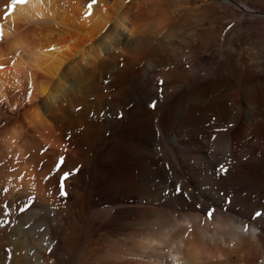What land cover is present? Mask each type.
Returning a JSON list of instances; mask_svg holds the SVG:
<instances>
[{"label":"bare ground","instance_id":"obj_1","mask_svg":"<svg viewBox=\"0 0 264 264\" xmlns=\"http://www.w3.org/2000/svg\"><path fill=\"white\" fill-rule=\"evenodd\" d=\"M90 3L0 0V100L17 90L30 104L0 131L10 204L0 214V264H264V0ZM105 79L118 91L153 90L120 118L104 113L107 126L132 139L158 129L178 158H150L143 139L140 158L73 160L67 183L86 202L77 227L65 229L34 156L48 136L31 134L48 117L82 122L98 111Z\"/></svg>","mask_w":264,"mask_h":264},{"label":"rangeland","instance_id":"obj_2","mask_svg":"<svg viewBox=\"0 0 264 264\" xmlns=\"http://www.w3.org/2000/svg\"><path fill=\"white\" fill-rule=\"evenodd\" d=\"M167 1V0H166ZM167 3V2H166ZM158 5V4H157ZM157 5H155L153 8H155V9H157L156 7H158ZM173 12V11H172ZM170 12V15L173 17L174 15H175V12ZM172 14H174V15H172ZM228 35V34H227ZM227 35H224L223 36V39H226V37H227ZM221 36V35H220ZM1 40L3 39V38H0ZM189 40H184L183 42H182V46L184 47V49H188L187 50V54H188V56L190 55V51H189V46L187 47V46H185V44H186V42H187V44L186 45H189V42H188ZM2 41H0V43H1ZM191 42V41H190ZM153 44H154V42H153ZM187 54H185L184 55V57H187L188 58V56H187ZM191 55H193V54H191ZM186 58V59H187ZM168 70H173L172 69V67H169V69ZM162 78H163V76H161ZM162 78H160V79H162ZM106 80V79H105ZM103 80L102 81V87H103V98H102V100H101V106H100V108H99V110L98 111H94L93 113L92 112H87V115L89 116V114H90V121H89V119H88V116L86 115V117H85V119L84 120H82V122L80 121V122H77V121H75V120H70V118H68V117H64V116H62V115H58V117H57V115L55 116L56 118H54V117H48V121H49V123H52L53 122V124H49L48 123V121H47V123L46 124H44L43 123V125L41 126L42 127V130H41V127L38 129V132H33L31 135L33 136V135H36L37 136V134L38 135H40L41 136V138L43 137H45L46 135L48 136H46L47 137V140H51L52 138V141H54L55 139H56V141H59L60 143H61V141L64 143H59V144H57V145H60V146H57V147H54V145L56 144V141H55V143H54V145H53V147L50 145V142L49 141H47L46 140V138H44L47 142H49V143H47V142H45L44 141V139H43V141L42 142H40V149H41V146H42V144H43V146H42V149L40 150L39 148H37V153L39 154H37V153H35L34 152V156L35 155H37V156H39V157H37L40 161H39V166H40V169H41V171H43V175L44 176H47V177H50L51 178V181L53 182H51L50 181V183L51 184H49V182L47 183V188L48 189H45L46 191L45 192H47V194H45V195H47L46 197V199H48V201L47 200H45V202L49 205V206H51V207H55L57 210H58V216H59V218L61 217L62 219H61V225L62 224H64V225H62L61 227L62 228H70L71 226L73 227V225H74V227H77V223L78 222H80V220H81V214L80 213H78V212H80V210H81V208H82V206L84 205L85 206V202H86V197H85V195L84 194H82V193H80L78 190H76V188L75 187H73L72 185H70V184H68L67 183V181L69 180V175L68 176H66L65 177V174H70L71 172H72V167H70V166H68L69 164H70V162H72L73 160H76V159H80V160H83V161H87V162H90V161H92V160H94V161H97V162H100V161H103L105 158H140L141 156H144L141 152H138L137 153V147H135L136 146V144H137V142L136 141H140V145H142V144H145V143H148V150H149V152H148V156H150V158H176V156H177V158H178V153H177V148H176V145L173 143V142H171V140H170V137H168V135H166L165 133H163V132H159V130L158 129H152L151 128V130L152 131H150L149 132V134H148V136H146L145 138H144V136L143 135H139V136H137V137H135V138H133L132 139V137L130 138V137H127L126 136V134L124 133L125 132V130H123V128L122 127H120V126H117V127H115V128H110L109 126H107V124H106V121H105V119L106 118H104V116L105 117H107L108 115H109V117H111V114L112 115H116L118 118H120L121 116H123V114H125V112L127 111V108H126V106H127V104H128V102L130 103H133V105H135V104H137V102L139 101V100H146L148 103L149 102H151V99H152V91H147V92H145V94H143V93H141V94H137L136 92H133V91H130V86H132V83H129V85L127 86V85H125V89L124 90H122V91H118L117 90V88L118 87H116L115 86V82L116 81H114L115 79H113V81H111L112 79H110V81L109 80ZM163 80V79H162ZM112 88V89H111ZM128 89V90H127ZM48 90H50L49 92H51L52 91V87H50ZM106 90V91H105ZM158 90V91H157ZM16 91L17 90H15L14 92L16 93ZM18 91H20V89L18 90ZM113 93H112V92ZM21 92V91H20ZM107 92V93H106ZM116 92V93H115ZM125 92V94H127L126 95V98L125 99H123L124 98V96H125V94H123ZM129 92H131V93H129ZM155 92L156 93H161V89H159L158 87H156L155 88ZM13 94V91H12V96H11V98H10V101H9V104L7 103V104H5L6 102H4V101H1L0 100V125H1V128H0V131L1 130H3V128L6 126V124L8 125V124H11V123H13L14 121H15V119L20 115V114H22V112H24L29 106H30V104H29V102H26L25 101V98L24 97H22V93H19L18 94V92L16 93V94H18V96L20 95V97H18L19 99H17V95L16 94ZM108 93H110V94H108ZM122 93V94H121ZM121 94V95H120ZM117 95H119V96H117ZM133 95H134V97H133ZM138 95V96H137ZM14 96H15V98H14ZM44 96L45 95H40L39 97H37L36 98V102L37 103H39V101L40 102H42L43 100H44ZM107 96H109V97H107ZM116 96V97H115ZM39 98V99H38ZM122 98V99H121ZM14 99V100H13ZM41 99H42V101H41ZM89 99H91V101H93L94 100V98H91V97H89ZM108 99V100H107ZM115 99V100H114ZM150 99V100H149ZM25 104H27V105H24V104H22V102ZM121 100V101H120ZM19 101V102H18ZM116 101V102H115ZM12 102H14V103H12ZM18 102V103H17ZM118 102H120V103H118ZM23 106H22V105ZM41 104V103H40ZM39 104V105H40ZM118 104V105H117ZM13 106L12 108H10V106ZM18 105V106H17ZM64 105H66V103H64ZM110 105V106H109ZM116 105V106H115ZM9 106V107H8ZM22 106V107H21ZM25 106V107H24ZM106 106H108V107H106ZM111 106H113V107H111ZM10 108V109H9ZM105 108V109H104ZM107 108V109H106ZM119 108V109H118ZM123 108V109H122ZM11 109H13V111L11 110ZM18 109V110H17ZM80 109V108H79ZM78 108H77V110H76V107H74V108H71V111L73 112V113H75V112H77L78 110H79ZM109 109V110H108ZM112 109V110H111ZM118 111H117V110ZM121 110H123V111H121ZM42 111V110H41ZM107 111V112H106ZM16 112V113H15ZM97 114H96V113ZM113 112V113H112ZM117 112V113H116ZM124 112V113H123ZM103 113V114H102ZM104 113H106V115L104 114ZM108 113V114H107ZM53 114H54V112H53ZM76 114V113H75ZM93 114H94V116H96L95 118H96V120H95V118H94V116H93ZM99 114H101V115H103V116H101V115H99ZM120 114V115H119ZM7 115V116H6ZM99 117H98V116ZM14 117V118H13ZM102 117V118H101ZM139 118V119H138ZM8 119V120H7ZM10 119V120H9ZM12 119V120H11ZM56 119V121H54ZM59 119V120H58ZM65 119V120H64ZM67 119V120H66ZM91 119H92V122H91ZM104 119V120H103ZM8 121V123H7V121ZM96 122H95V121ZM99 120H101V121H99ZM51 121V122H50ZM59 123H58V122ZM67 121V122H66ZM73 121H74V123H73ZM4 122L6 123V124H4ZM65 122V123H64ZM76 122V123H75ZM87 122V123H86ZM90 122V123H89ZM103 122L105 123V124H103ZM136 124H137V122H138V124H137V128L138 127H140V125H141V123H142V120H141V117H139V116H137V118H136ZM140 122V123H139ZM64 123V124H63ZM60 124V126H58ZM67 124H70V125H66ZM76 124V125H75ZM100 124V125H99ZM48 125V126H47ZM50 125H52L51 126V132H52V137L51 138H49V135L51 134H46V133H44L45 131L44 130H47V129H49L50 128ZM73 127H72V126ZM79 125V126H78ZM97 125V126H96ZM46 127V129H44V127ZM55 128H54V127ZM66 126V127H65ZM69 126L71 127V128H69ZM83 126V127H82ZM57 127H59V129L57 128ZM61 127H62V129H61ZM86 129H85V128ZM93 127H94V129H93ZM119 127V128H118ZM79 128V129H78ZM80 128H81V130H80ZM88 128V129H87ZM91 128V129H90ZM98 128V129H97ZM121 128H122V130H121ZM106 129H108V130H106ZM110 129V130H109ZM120 129V130H119ZM53 130H55V131H58V133L56 132V133H54L55 131H53ZM60 130H61V132H60ZM80 132V134H79V132ZM111 130H113V132H114V130H115V132L113 133ZM40 131H42V133L44 134V135H42V133L40 132ZM63 131V132H62ZM74 131V132H73ZM104 131V132H103ZM116 131H118V132H116ZM140 131H141V129H140ZM46 132H50V129H49V131L47 130ZM70 132V133H69ZM72 132L74 133V135H72ZM102 132V133H101ZM70 135H69V134ZM112 133V134H111ZM154 135H153V134ZM61 134V135H60ZM63 134H65V135H63ZM66 134H68V135H66ZM125 134V135H124ZM163 134V135H162ZM55 135V136H54ZM87 135H88V137H87ZM114 135V136H113ZM170 135V134H169ZM60 136H61V138H60ZM63 136V137H62ZM71 136H73V137H71ZM82 138H81V137ZM108 136H110L109 138H108ZM71 137V138H70ZM104 139H103V138ZM111 137H113V138H111ZM142 137V138H141ZM148 137V139L146 140V138ZM160 137V139H158ZM164 137V138H163ZM168 137V138H167ZM55 138V139H54ZM57 138L59 139V140H57ZM78 138V139H77ZM121 138V140H119ZM128 138V139H127ZM62 139V140H61ZM64 139V140H63ZM99 139V140H98ZM114 139H116V140H114ZM123 139V140H122ZM126 139V140H125ZM146 141H144V140ZM150 139V140H149ZM107 142H106V141ZM114 140V141H113ZM129 140H131L130 142H129ZM166 140V141H165ZM213 140V139H212ZM109 141H111V142H109ZM122 141V142H121ZM169 141V142H168ZM43 142H45V143H43ZM113 142H115V143H113ZM145 142V143H144ZM161 142V143H160ZM109 143H110V145H109ZM127 143V144H126ZM135 143V144H134ZM211 143L213 144H215V142H214V140L213 141H211ZM47 144H49L50 146L48 147H46V145ZM67 144V145H66ZM213 144V145H214ZM64 145V146H63ZM119 145V146H118ZM128 145V146H127ZM133 145V146H132ZM170 145V146H169ZM173 145V146H172ZM132 146V147H131ZM160 146V147H159ZM60 147H61V149H60ZM126 147V148H125ZM171 147V148H170ZM174 147V148H173ZM63 148V149H62ZM116 148V149H115ZM118 148V149H117ZM173 149V150H172ZM45 151V153H44V151ZM47 150V151H46ZM110 150V151H109ZM124 150V151H123ZM48 151H49V153H48ZM120 151V152H119ZM174 151H175V153H174ZM51 152V153H50ZM111 152H113V153H111ZM118 152V153H117ZM128 152V153H127ZM171 153V154H170ZM44 155V156H42V155ZM117 156H116V155ZM124 154V155H123ZM137 154V155H136ZM167 154V155H166ZM169 154V155H168ZM174 154V155H173ZM113 155V156H112ZM30 156V155H29ZM28 155L26 156L27 158H32L33 156H30L29 157ZM40 156H42V157H40ZM116 156V157H115ZM133 156V157H132ZM139 156V157H138ZM166 156V157H165ZM45 158V159H44ZM61 158H63V160L61 161ZM42 159V160H41ZM87 159V160H86ZM57 160V161H56ZM89 160V161H88ZM46 164V165H45ZM44 165H45V167H44ZM70 167V168H69ZM42 169H44V170H42ZM54 169V170H53ZM55 171V172H54ZM88 171V169H86L85 167H82L81 168V170H80V176H82V181L84 182L85 180H86V172ZM52 175H51V174ZM64 173V174H63ZM63 174V175H62ZM65 177V178H64ZM2 183V182H1ZM0 183V184H1ZM48 184H49V186H48ZM2 186V187H1ZM67 188H66V187ZM72 187V188H71ZM70 188V189H69ZM1 189H3V191H4V189H5V191H6V188H4V185L2 184V185H0V214H6L5 212H8L7 210L8 209H6V208H8L9 207V197H8V192L6 191V192H3L2 193V190ZM68 189V190H67ZM68 192V193H67ZM63 193V194H62ZM30 194H32V192H30ZM5 195H7V196H5ZM34 196V198H35V200H37V201H40V195H37V194H34L33 195ZM7 197V198H6ZM76 197V198H75ZM69 199V200H68ZM2 200V201H1ZM69 202V203H68ZM2 203V204H1ZM84 203V204H83ZM52 204V205H51ZM69 209V210H68ZM78 209V210H77ZM67 213V214H66ZM79 219V221L77 222L76 220H78ZM62 222H64V223H62ZM67 225H66V224ZM73 224V225H72Z\"/></svg>","mask_w":264,"mask_h":264},{"label":"snow or ice","instance_id":"obj_3","mask_svg":"<svg viewBox=\"0 0 264 264\" xmlns=\"http://www.w3.org/2000/svg\"><path fill=\"white\" fill-rule=\"evenodd\" d=\"M16 0H13V7H14V4H15ZM20 3H24L26 2V0H19ZM96 0H91V3L89 4V8H91L92 4L95 3ZM0 36H2V28H0ZM63 160V158H61V161ZM69 175V174H65V177ZM63 194V193H62ZM209 216H211V213H209Z\"/></svg>","mask_w":264,"mask_h":264}]
</instances>
